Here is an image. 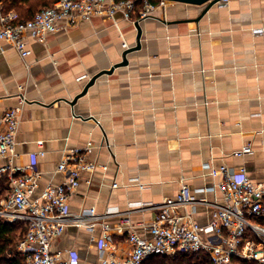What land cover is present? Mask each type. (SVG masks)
<instances>
[{
	"label": "crops",
	"instance_id": "crops-1",
	"mask_svg": "<svg viewBox=\"0 0 264 264\" xmlns=\"http://www.w3.org/2000/svg\"><path fill=\"white\" fill-rule=\"evenodd\" d=\"M57 0H0L4 13L39 11ZM136 6L131 20L122 13L94 17L46 35L28 38L26 58L0 40V111L18 110L14 157L0 158L26 168L37 155L40 174L35 197L61 185L58 165L73 150H92L87 159L107 170L84 171L69 200L74 217L95 209L117 214L92 229L70 225L51 246L75 251L78 264H102L109 255L132 252L129 234L150 238L157 208L176 198L183 184L196 201L223 204L222 193L204 169H245L264 184V0H231L227 5L168 2L145 19ZM128 64L116 67L123 54ZM127 45V48H124ZM99 76L87 93L91 79ZM24 99V102L22 100ZM250 147L244 156L236 153ZM117 187H114V185ZM9 182L1 183L6 196ZM213 207L196 205L194 219L206 224ZM103 224L113 249L100 252Z\"/></svg>",
	"mask_w": 264,
	"mask_h": 264
},
{
	"label": "built area",
	"instance_id": "built-area-1",
	"mask_svg": "<svg viewBox=\"0 0 264 264\" xmlns=\"http://www.w3.org/2000/svg\"><path fill=\"white\" fill-rule=\"evenodd\" d=\"M231 0H221L227 5ZM167 1L153 5L143 0L139 19H145L158 7H166ZM136 4L132 0H57L52 6L39 10L32 19L18 21L4 13L0 2V40L10 44L23 58L29 55L28 38L43 42L46 35L58 32L65 26L94 17H110L122 13L132 19ZM127 48V45H124ZM24 102V99L22 100ZM20 118L18 110L0 111V158L14 157ZM92 150L89 143L85 151L73 150L58 165V171L66 174L61 185L47 187L39 198L35 197L40 174L37 172V155L26 168L12 164L0 167V222L20 223L26 232L16 246L24 264H78L75 251L53 252L52 243L64 234L68 226L92 229L101 219L117 214L108 210L98 216L95 209L83 211L74 217L69 210V200L80 186L82 173L97 168L87 155ZM252 152L250 147L236 153L244 156ZM204 169L211 177L221 176L217 185L205 189L214 193L219 190L223 204L195 200L191 188L183 184L176 198L164 202L157 208L158 215L150 225V238L135 232L129 234L132 252L126 258L113 255L102 258V264H145L155 256L174 257L178 254H204L210 264H264V184H254L246 170L232 172L226 166ZM9 182L6 196L1 194V183ZM114 187H117L115 184ZM210 205L213 213L206 224L194 219L196 205ZM113 249L110 227L103 224L100 252L108 254Z\"/></svg>",
	"mask_w": 264,
	"mask_h": 264
},
{
	"label": "trees",
	"instance_id": "trees-1",
	"mask_svg": "<svg viewBox=\"0 0 264 264\" xmlns=\"http://www.w3.org/2000/svg\"><path fill=\"white\" fill-rule=\"evenodd\" d=\"M136 6L141 8L143 0H132ZM160 0H149L153 5H157ZM16 3L17 0H14ZM50 7V6H49ZM21 16L19 21H27L34 17L38 11L18 10ZM264 223V219L260 220ZM26 232L25 227L20 223L0 222V264H24L22 258L16 251L18 242ZM145 264H210L209 259L204 254H178L174 257L155 256L145 262Z\"/></svg>",
	"mask_w": 264,
	"mask_h": 264
},
{
	"label": "water",
	"instance_id": "water-1",
	"mask_svg": "<svg viewBox=\"0 0 264 264\" xmlns=\"http://www.w3.org/2000/svg\"><path fill=\"white\" fill-rule=\"evenodd\" d=\"M164 1H167V2H173V3H182V4H188V5H195V6H203V5H208L209 6H212L214 4H217L219 3L221 0H164ZM135 26L137 28V31H138V35H137V45L134 49L132 50H128L126 52H124L123 54V61L116 65V67H122V66H126L128 64V60H127V54L132 52V51H136V50H139L141 48V37H142V30H141V27H140V24L139 22H136L135 23ZM113 72V69L110 70V71H105L99 75H96L94 76L91 81L88 83V85L85 87L83 93H81V95H79L78 97H76V99H74L73 102H71V105H74L76 104V102L78 101L79 98H81L82 96H84L88 89L95 83L96 79L103 75V74H111Z\"/></svg>",
	"mask_w": 264,
	"mask_h": 264
}]
</instances>
